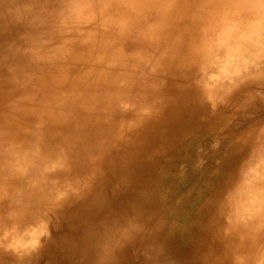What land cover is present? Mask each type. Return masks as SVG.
I'll return each instance as SVG.
<instances>
[{
	"label": "bare ground",
	"instance_id": "obj_1",
	"mask_svg": "<svg viewBox=\"0 0 264 264\" xmlns=\"http://www.w3.org/2000/svg\"><path fill=\"white\" fill-rule=\"evenodd\" d=\"M55 225L91 264H264V0H0V264Z\"/></svg>",
	"mask_w": 264,
	"mask_h": 264
},
{
	"label": "rangeland",
	"instance_id": "obj_2",
	"mask_svg": "<svg viewBox=\"0 0 264 264\" xmlns=\"http://www.w3.org/2000/svg\"><path fill=\"white\" fill-rule=\"evenodd\" d=\"M175 188L180 193L185 192L184 189H187L184 187V185H178ZM200 199L202 200V198L197 197L194 202L191 201L187 206V210H192L198 207L201 202ZM119 205V202L118 205L114 204L113 209L117 211V209H119L120 207ZM187 224V218H169L167 219V223L165 225L164 230L166 231L167 229V233H169L170 235L172 234L171 236L176 239L175 241L181 243L182 240L187 239V234L185 233V228ZM52 230L53 231L51 232V235L56 234L55 239L53 240L51 245L42 247L41 252L39 253L40 259L37 258L35 263L33 264H48L49 259L51 264H91V262L87 261L86 259L83 260L82 258L78 257L79 259L77 260V257H74L76 255L75 247L72 244L74 242V236H65L64 234L66 233L62 231L58 232L59 229L56 227V225L52 228ZM171 250V247H167L166 249H163L161 251H159V249H154L150 253L147 252L148 254H146V252L144 251L142 252V254H144L143 260L137 261V263L134 262L132 264H172L174 261V257ZM146 261L148 262L146 263Z\"/></svg>",
	"mask_w": 264,
	"mask_h": 264
}]
</instances>
